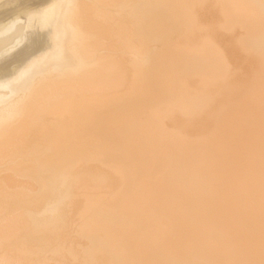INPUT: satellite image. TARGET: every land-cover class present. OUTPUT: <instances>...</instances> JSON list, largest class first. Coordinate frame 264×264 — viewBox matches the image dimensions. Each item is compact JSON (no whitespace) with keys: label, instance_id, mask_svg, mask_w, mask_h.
<instances>
[{"label":"bare ground","instance_id":"6f19581e","mask_svg":"<svg viewBox=\"0 0 264 264\" xmlns=\"http://www.w3.org/2000/svg\"><path fill=\"white\" fill-rule=\"evenodd\" d=\"M0 264H264V0H0Z\"/></svg>","mask_w":264,"mask_h":264},{"label":"rangeland","instance_id":"374dc122","mask_svg":"<svg viewBox=\"0 0 264 264\" xmlns=\"http://www.w3.org/2000/svg\"><path fill=\"white\" fill-rule=\"evenodd\" d=\"M7 61H10V59H7ZM6 63V61H4Z\"/></svg>","mask_w":264,"mask_h":264}]
</instances>
